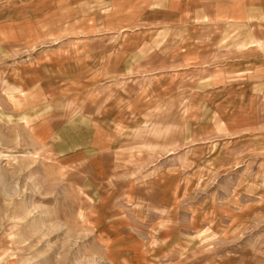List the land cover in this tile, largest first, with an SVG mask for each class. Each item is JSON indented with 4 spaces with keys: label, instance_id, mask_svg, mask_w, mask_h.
Returning a JSON list of instances; mask_svg holds the SVG:
<instances>
[{
    "label": "rangeland",
    "instance_id": "obj_1",
    "mask_svg": "<svg viewBox=\"0 0 264 264\" xmlns=\"http://www.w3.org/2000/svg\"><path fill=\"white\" fill-rule=\"evenodd\" d=\"M263 3L0 0V264H264V124L187 107L197 40Z\"/></svg>",
    "mask_w": 264,
    "mask_h": 264
},
{
    "label": "crops",
    "instance_id": "obj_2",
    "mask_svg": "<svg viewBox=\"0 0 264 264\" xmlns=\"http://www.w3.org/2000/svg\"><path fill=\"white\" fill-rule=\"evenodd\" d=\"M232 12L234 13L232 18L226 16L224 18L229 19V22L225 20L215 22L212 28L221 29L229 23L236 28L246 30L247 35L231 38L234 42L230 45H227L226 37L221 36H204L198 39L197 58L202 60L201 68L205 78L202 89L198 90L202 94V100H199L196 106L195 91H188L187 95V107L210 110L211 115H214L213 120L220 126L223 134L220 141L228 143L233 142L237 137L236 133L242 132L244 113L254 120L247 125L264 124V3L251 6L239 4ZM199 22L202 24H198V27L201 25L203 29L207 27L205 21ZM192 25L196 27L197 22L193 20ZM190 55L191 49L188 50V60L191 59ZM207 76H217L219 80L208 81ZM128 103L130 105L132 102ZM177 106L178 104H174V107ZM214 127L211 128L215 131ZM188 132L187 155L194 154L196 149L212 151L213 140L208 136L197 139L196 142L194 133L191 134L190 129ZM150 141L157 144L163 140L156 138ZM179 141L178 136L165 139V142H168L167 146L170 144V147L166 148L165 156L173 153L172 150L178 147ZM130 142H133L132 138ZM161 183L160 188H167L164 187L163 182ZM163 200L160 205L164 207L168 202Z\"/></svg>",
    "mask_w": 264,
    "mask_h": 264
}]
</instances>
